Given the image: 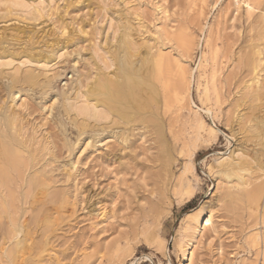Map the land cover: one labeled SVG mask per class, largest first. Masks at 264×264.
Listing matches in <instances>:
<instances>
[{
	"label": "rangeland",
	"instance_id": "374dc122",
	"mask_svg": "<svg viewBox=\"0 0 264 264\" xmlns=\"http://www.w3.org/2000/svg\"><path fill=\"white\" fill-rule=\"evenodd\" d=\"M17 1L0 4V55H11L0 57V126L34 163L10 172L8 189L0 183L10 215L0 219V264H182L187 244L193 264H264V146L254 124L264 119V0ZM123 25L136 48L188 58L189 97L165 107L160 97L144 114L158 118L163 139L151 123L86 120L61 107L76 79H115ZM28 74L37 80L30 90ZM231 152L243 182L209 172ZM255 188L251 205L226 196Z\"/></svg>",
	"mask_w": 264,
	"mask_h": 264
},
{
	"label": "bare ground",
	"instance_id": "6f19581e",
	"mask_svg": "<svg viewBox=\"0 0 264 264\" xmlns=\"http://www.w3.org/2000/svg\"><path fill=\"white\" fill-rule=\"evenodd\" d=\"M235 2L237 6H239V2L237 0ZM0 4L4 7L5 10L17 9L23 6V4L17 0H4L0 2ZM117 36H118L117 46L115 47V50L112 56L113 64L115 63L116 68H117L115 79L111 80L109 78L108 79L101 78L102 80H100V79L93 77V79L90 78L91 80L88 83H85L86 82L85 80L83 85L78 84L81 82L80 81L78 82L79 79H76L74 81V86H76L77 84V87L75 88V87L69 86L70 87V89L68 88L69 93L65 92V93H62L61 96H59L61 99V105H62L61 107H63L66 115H69L71 113L75 116V118L82 117L83 119H86V120L87 118L89 119L91 117H93L94 119H98L101 117L107 118L108 116H111V117L116 118L120 123L125 124V125L130 124L134 121H138L139 123L144 122L147 124L151 123L153 127L157 130L158 136L163 139L162 126H161L160 121L157 120L158 118H154L152 116H147L144 114L149 113L148 111L151 110L152 105L156 106V111L157 109H159L160 107L159 98L160 97H162L163 99L164 107L167 106V104L171 100L175 102H179L183 100L185 97H189L191 71L188 69V62H189L188 58H185V57L171 58L170 56L165 55L166 53L163 54L161 51H157L156 53L152 54L149 51L150 49L146 50V49L136 48L130 41V34L125 25L120 27L119 34ZM181 39H182L181 37L177 38V41L181 42L182 41ZM8 56H11V55L10 54L0 55V57H3V58L8 57ZM200 58L201 60H204L203 55ZM201 60L199 63L200 68L202 66ZM37 61H40V59H38ZM252 66L256 67V65L254 64ZM252 69L254 70L255 68H252ZM216 75H217L216 70H213L211 73V78H210L212 82L214 78L216 77ZM170 78H172L171 82H170ZM12 82L9 83L7 87L9 88L12 87L13 85ZM24 84H26L29 87V90L30 88L35 87L37 84L35 75H31V74L26 75V77L24 78ZM213 87L214 86H212V88ZM72 91L74 93H73V96L71 97L70 94ZM208 91H211V90H208ZM59 92L61 93V91ZM14 93L15 92L11 93L12 100L14 99L13 98ZM212 93L214 94V91ZM205 94H207V89H205ZM214 98H215V95H214ZM191 111L193 115L195 116V118L197 119V123H198L197 126L199 127L198 129L203 130L205 128L214 140L217 136V131L215 130L214 127L206 124V122L200 117V109L197 108L195 105H192ZM89 120H92V119H89ZM68 121L64 119L60 121V124L63 127H65V125L68 124ZM255 121L256 122L254 124L256 125V133L257 135L260 136L258 137L259 145L264 146V119L257 118ZM1 124L2 123L0 122V125ZM255 138L258 139L257 137ZM9 139L10 138L8 139L6 138L5 132L2 130L0 126V183L6 189H8L11 183V179H10L11 174L9 175L10 172L14 171L15 173H19V171H21L20 169L22 166L27 168L29 167L30 162L32 164L34 163V160H31V159L29 160V162H28V159L27 161H23L24 158L22 157L23 158L22 159L20 157L21 149H20L19 143L15 139L13 140H9ZM161 147L164 151L166 150L165 143L161 144ZM166 152L168 155L169 153L167 150ZM191 156L193 155L190 153L189 157ZM190 160L191 159H189V161L184 166L182 174L189 170L190 168L189 165L191 164ZM243 167H244V164L239 165V163H235L234 154L233 152H231V154L228 156H226L225 154L222 155L221 159L217 162H213L212 164H210L208 169H209V172H211V174L215 170L216 174L219 176H224L227 179L236 178L239 181L243 182L244 177L240 174L241 172L245 171ZM29 180L34 181L35 178L32 177ZM259 193H260V189L255 188L251 192L238 193L234 195L230 193V195H226V196L230 200L240 201V202L247 201V203L251 205L256 202ZM43 194H46V193H43ZM7 206H8V203L5 201V199L3 200L1 199L0 200V219H1L2 213L8 214L10 218L9 212L7 210ZM187 215H193V211H191ZM201 215L202 214H198L194 219L196 221L195 229L198 231H201V229L200 230L198 229V222L201 218ZM210 221H211V217L208 214L205 220L202 221L204 223L202 230H204L209 225ZM10 222H11L10 227H12L13 229L12 231H15V226H16L15 221L10 220ZM254 237H255V240L257 241L259 239V234L258 233L253 234V238ZM146 241L149 244H153V240L150 238H147ZM19 246H21V242L17 241L15 245V249L18 250ZM164 247L165 246L162 240L156 242L155 248L157 250L163 251ZM190 247L191 245L187 244L183 250L184 263L182 264H193L194 262L195 253Z\"/></svg>",
	"mask_w": 264,
	"mask_h": 264
},
{
	"label": "trees",
	"instance_id": "16d2710c",
	"mask_svg": "<svg viewBox=\"0 0 264 264\" xmlns=\"http://www.w3.org/2000/svg\"><path fill=\"white\" fill-rule=\"evenodd\" d=\"M190 209V204H187L186 205V208L184 209V211H187V210H189Z\"/></svg>",
	"mask_w": 264,
	"mask_h": 264
}]
</instances>
